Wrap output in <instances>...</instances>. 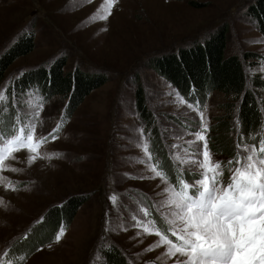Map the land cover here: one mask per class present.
<instances>
[{
    "label": "rangeland",
    "instance_id": "rangeland-1",
    "mask_svg": "<svg viewBox=\"0 0 264 264\" xmlns=\"http://www.w3.org/2000/svg\"><path fill=\"white\" fill-rule=\"evenodd\" d=\"M193 1L198 4L116 0L104 20L99 17L104 15L105 0H0V55L22 36L33 34L35 42L34 50L13 63L0 85V93L7 89L6 99L0 101V133L14 134L17 113L23 120L37 110L34 106L42 105L37 136H48L62 115L64 120L57 138L39 149L41 158L30 164L22 150L0 172V264H109L103 253L111 247L119 249L129 264H165L164 247L146 251L158 237L135 226L136 219H145L146 209L147 219L166 229L165 209L159 207L165 184L148 168L147 155L158 167L154 139L159 138L162 153L181 170L186 142L201 127L200 112L208 125L212 158L223 162V180L230 178L227 161L236 154L228 160L210 149L211 130L228 110L225 96L213 91L203 102L195 94L184 95L154 64L163 54L204 43L223 30L226 55L244 61L249 79L253 75L264 79V35L248 12L256 0ZM251 53L258 57L246 58ZM61 59H66V72L107 77L74 112L66 98H47L41 89L16 87L24 73L42 66L49 70ZM139 88L154 124L151 128L139 112ZM259 101L264 115V88L259 90ZM233 135L238 143L258 147L264 124L254 142H244L237 130ZM49 154L54 158L48 159ZM184 173L192 176L187 165ZM192 177L189 181L197 178ZM74 196L86 197L74 218L57 216L60 209L70 208ZM61 229L64 234L57 242Z\"/></svg>",
    "mask_w": 264,
    "mask_h": 264
},
{
    "label": "snow or ice",
    "instance_id": "snow-or-ice-1",
    "mask_svg": "<svg viewBox=\"0 0 264 264\" xmlns=\"http://www.w3.org/2000/svg\"><path fill=\"white\" fill-rule=\"evenodd\" d=\"M115 2L105 0L104 15L100 19L106 20L111 15ZM6 93L7 89L0 93V101L6 99ZM15 96L13 89V99ZM177 99L185 103L179 93ZM12 107L17 105L13 103ZM34 107L37 110L26 114L23 120L17 113L14 134L0 133V172L8 168L9 161L17 159L15 154L22 150H26L29 163H34L41 158V146L57 138L56 133L64 122L63 115L52 133L37 136L42 105ZM199 115L200 130L192 134L194 139L186 142V159L180 161L181 178L176 183H170L166 174L151 163L152 156L148 154L147 145L144 146L148 168L165 184L161 193L165 199L159 207L165 209L166 229L162 230L154 220L147 219L150 213L146 209L142 210L145 219H136L135 226L145 234L158 237L154 247L146 251L164 247L161 256L165 264L173 258V264H264V138L260 139L258 147L236 144L235 158L227 161L231 166L228 168L230 178L225 182L224 164L213 160L206 138L208 125L203 112ZM47 158H54V154ZM185 165L189 174L197 178L191 181L183 178ZM110 199L115 203L116 196ZM63 234L61 229L56 236L57 242Z\"/></svg>",
    "mask_w": 264,
    "mask_h": 264
},
{
    "label": "trees",
    "instance_id": "trees-1",
    "mask_svg": "<svg viewBox=\"0 0 264 264\" xmlns=\"http://www.w3.org/2000/svg\"><path fill=\"white\" fill-rule=\"evenodd\" d=\"M192 4L198 3L189 0ZM249 14L256 18L260 32L264 35V0H256L249 6ZM35 48L34 35L22 36L9 49L0 55V85L4 81L9 68L20 57L27 55ZM226 31L218 30L210 35L204 43L199 41L192 46L183 47L179 51H170L156 60L154 66L168 77L187 96L196 95V100L205 101L213 91L223 93L227 100L226 115L220 116L210 136V149L221 156L234 157L238 143L234 137L243 138L244 142H254L264 124L262 103L259 101V90L264 88V79L253 75L249 79L244 61L238 55H226ZM258 57V54H246V58ZM66 59L55 62L48 70L45 67L30 70L16 81L18 90L36 88L43 91L47 98L60 96L68 99L70 112H74L84 99L95 89L106 83L107 77L91 76L80 70L66 72ZM41 89V90H40ZM195 89V92L190 93ZM137 105L142 118L153 122L145 104L144 92L137 90ZM236 113V116H234ZM214 131V134H213ZM156 133V132H155ZM257 135V136H256ZM154 151L159 155L158 167L167 173L168 179L176 183L181 178V170L176 163L166 156L161 140L154 139ZM213 141V142H212ZM183 178L190 180L192 176L184 173ZM74 196L68 203L70 208H62L56 215L62 214L71 221L86 197L76 199ZM66 214V215H65ZM60 216V217H61ZM59 221V218H58ZM57 222V220L55 221ZM174 238V237H172ZM109 264H129L127 258L116 247L104 251Z\"/></svg>",
    "mask_w": 264,
    "mask_h": 264
}]
</instances>
